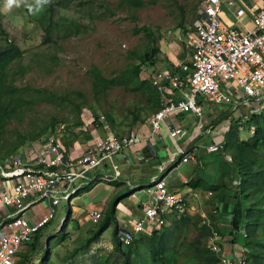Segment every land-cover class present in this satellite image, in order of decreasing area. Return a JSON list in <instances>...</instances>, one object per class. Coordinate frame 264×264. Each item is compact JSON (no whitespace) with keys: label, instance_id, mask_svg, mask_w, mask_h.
Wrapping results in <instances>:
<instances>
[{"label":"rangeland","instance_id":"rangeland-1","mask_svg":"<svg viewBox=\"0 0 264 264\" xmlns=\"http://www.w3.org/2000/svg\"><path fill=\"white\" fill-rule=\"evenodd\" d=\"M56 1L61 3L59 7H54L51 18L54 36L50 38L51 41H46L40 21L46 16L45 13L51 4ZM119 1L121 0H51L42 11L32 14L23 5L6 10L5 0H0V50L7 45H12L17 50L16 56L12 57L0 72V82L7 90L0 97V101L11 102L7 108V115L0 117V164H4L14 154H22L29 145H36L37 142L32 141L40 134L49 119L58 122L55 125V133L58 134L60 143L61 132L69 128V123L76 117V109L72 107V102L90 109L99 118L105 119L110 116L113 124L110 128L112 134H128L132 112H135L137 122L150 116V109L145 103L142 90L138 92L133 90L138 81L130 77L129 67L140 65L141 54L149 48H157L154 57L158 61L163 58L160 54L172 51L173 48L186 52L181 31L190 30L201 0H137L140 2L137 7L120 5L118 8L116 6ZM78 3L82 4L78 6ZM100 6L102 10L106 8L111 14L103 12ZM143 28L150 33L148 39L142 32ZM74 30L78 31L76 35L61 38L63 33H71ZM157 35L161 40L154 44L152 38ZM143 63L139 68L138 80L146 79V73L150 69ZM92 67L103 79L116 80L104 93L95 94L92 89L88 74ZM259 107L264 110V101ZM86 110H81L78 119L83 129L86 125L81 120L87 113ZM203 111L206 113L205 109ZM225 115L234 116L232 113ZM185 121L187 127L184 125ZM174 122L182 132L176 139L179 145L186 142L190 132L197 135L194 140L196 154L205 165L201 172L212 178V184L217 183L220 178L219 171L222 166L226 168V165L222 164L217 155L207 154L205 151L213 133L204 132L206 130L204 126L197 129V124L201 122L192 117L186 120L177 118L172 124ZM217 125L222 127L224 122ZM69 130L74 131L78 128ZM251 130L239 131L237 138L244 140L249 137ZM8 151L10 152L7 153ZM257 155L264 164V149L257 150ZM187 166H179L178 171L185 170ZM178 171L172 173L169 179L177 181ZM225 180L226 178H223L221 182ZM143 181L141 180L140 187L147 186L143 185ZM121 189L122 195L127 192L124 184L121 185ZM142 190L143 188L132 192L136 194L133 198L129 196L122 198L119 195L117 197H120L121 205L126 206L136 198L142 197L140 195ZM72 206H80L79 200H72L67 205L60 201L54 207V218L40 232L37 245L40 250L34 252L31 257H26L23 252L18 253L15 255V261L25 259L21 264H46L47 261H51L52 264H102V262L110 264L118 261L119 258L111 253L108 246L111 231L115 227L113 220L108 229L101 234L98 246L91 245L87 252L67 259L69 251L81 243L82 233L78 232H83L71 228L70 221L59 229L66 207L71 209ZM208 207V211L213 209L209 202ZM109 212L104 224L110 222ZM195 218L192 217L190 222L178 226L177 229L171 224L168 230H164L165 233L171 232L169 240L166 241L168 250L165 257L168 264H200L195 250L203 248L204 240L203 234L194 222ZM102 223L91 225L87 230L89 233L85 231L84 237L91 235ZM214 223L221 237L232 230L227 220H219L216 217ZM85 227L87 228V224ZM46 240L49 251L44 255L41 245ZM236 245H240V242H236ZM134 261V264H150L147 250L142 243L138 245ZM260 264H264V254Z\"/></svg>","mask_w":264,"mask_h":264},{"label":"built area","instance_id":"built-area-1","mask_svg":"<svg viewBox=\"0 0 264 264\" xmlns=\"http://www.w3.org/2000/svg\"><path fill=\"white\" fill-rule=\"evenodd\" d=\"M220 4L221 0H201L197 16L184 36L185 61H175L166 69L158 66L148 72L147 82L158 96V109L146 121L149 136L163 130L166 139L175 142L181 130L165 124V120L176 115L199 119L197 129L202 126L206 129L211 121L225 113H232L231 118L241 121L248 114L262 111L259 105L264 101V0L250 12L248 30H230L221 23ZM226 4L232 6L230 2ZM246 13L249 10L237 8L234 19ZM102 120L101 117L98 122ZM223 122L226 127L227 121ZM218 127L216 124L213 131L217 132ZM57 136L46 135L41 143L29 145L22 156L12 155L0 164V264H14L15 255L54 218V207L60 201L69 204L80 185L93 182L87 176L89 171L136 142L131 133L109 134L94 139L85 153L65 157ZM221 145L222 140L214 141L205 151L216 153ZM195 155L196 147L178 148L171 160L177 159L180 164L190 161L200 168L202 163ZM224 161L231 162L230 157L224 155ZM133 195L136 194L130 193L129 197ZM140 195L134 200L139 209L138 218L126 221V228L117 234L121 246H129L137 234H150L154 229L168 227L171 219L196 217L198 227L206 230L204 245L216 264H247L242 242L231 246L233 253L223 254L222 237L209 219L210 214H217L220 206L207 210L212 197L210 191H194L184 186L170 192L162 179H153ZM30 197L33 200L26 201ZM38 203L45 205L44 214L31 223L25 218V212ZM89 217L92 223L100 219L96 211L89 212ZM238 235L244 239L242 232Z\"/></svg>","mask_w":264,"mask_h":264},{"label":"trees","instance_id":"trees-1","mask_svg":"<svg viewBox=\"0 0 264 264\" xmlns=\"http://www.w3.org/2000/svg\"><path fill=\"white\" fill-rule=\"evenodd\" d=\"M60 1H56L51 4L50 8L46 11V16L40 21L43 34L46 41H51V37L54 36L52 31V22L51 18L53 16L54 7H59ZM82 3H78V6ZM140 2L137 0H121L117 3L116 7L120 5L125 6H139ZM101 10V6L99 7ZM89 10V8H87ZM103 12H109L106 8L102 10ZM182 22V21H181ZM180 22V24H181ZM52 31V32H51ZM80 32V31H79ZM144 36L148 39L150 33L146 28L142 29ZM183 37L188 32L186 30L181 31ZM77 30L73 32H65L61 36L62 39L68 38L71 35H76ZM160 36H155L152 38L153 43L155 44ZM17 50L12 45H7L4 49L0 50V72L3 66L8 63L12 57L16 56ZM157 53V48L146 49L144 53L141 54L139 58L140 65L144 62L147 67L152 68L156 62L154 57ZM143 63V64H144ZM140 65H134L129 67L130 77L137 80V85L133 88L134 91L142 90V93L146 99L149 109L156 111L158 109V96L156 92L151 88L149 83L146 80H138L139 78V68ZM89 78L91 79V86L96 93H104L111 85L114 84L112 79H103L95 68H91L88 72ZM7 91L4 89L0 82V97ZM9 92L10 89H8ZM3 92V93H2ZM72 101H70L71 103ZM11 102L0 101V117L7 115V108ZM72 107L76 109V117L73 119L68 127L70 129L78 128L81 126L79 123V115L82 109H87L90 112L92 117L91 125L94 128H100V123L98 122L99 117L91 112L90 109L80 107L79 104L71 103ZM228 114V113H225ZM222 114L215 120L211 121L209 127H214L216 124L227 121L225 130L222 132V145L221 150L213 153L219 157L223 165H226V168L222 166L221 172L225 173L226 180L222 183H210L204 186V190L210 191L212 197L209 199V203L214 207V204L217 203L220 206L218 215H209L212 226L215 228L216 232L219 234L218 230L215 227L216 217L220 220H227V224L230 225L232 229L226 235L229 237L230 246L235 245L236 242H242L241 247L245 251L243 258L247 264H260L262 260V255L264 254V164L260 162L257 150L264 149V110L259 113L248 114L246 118L241 119V121L234 120L230 115ZM181 116V115H180ZM104 119V118H103ZM136 114L132 112V119H130V124L136 122ZM105 123L108 125V128L113 126L110 116L105 117ZM58 122L55 119H49V122L43 127L40 134L35 137L32 141L41 143L46 135L55 136V125ZM69 128L63 129L60 134V144L65 148H69L71 142L78 138V130L70 131ZM247 129H252L249 137L244 140H239L238 132ZM45 134V136H44ZM22 139V138H20ZM36 144V145H37ZM8 151L7 153H9ZM23 154V153H22ZM22 154H14L20 155ZM224 155L230 157L231 162L224 161ZM177 165V162L175 166ZM172 168V167H171ZM196 181L185 182L190 188L196 187ZM192 218H186L180 216L178 220L172 222V227L176 228L184 223H188ZM70 220V216L63 221L62 225L59 227L63 228L66 222ZM195 224H198V219L195 218ZM105 223V222H104ZM198 226V225H197ZM107 224H102L99 226L96 231H93L91 235L85 237L81 243L78 244L67 254V259L70 260L78 254H83L89 250V247L98 242L101 234L106 230ZM200 232L203 234V240L205 239L206 230L205 228L198 227ZM167 228H159L151 231L150 234L140 233L135 235L132 243L123 247L119 244L117 239V234L119 232L118 227H115L111 234V253L119 258L118 261H113L110 264H134L133 259L136 258L138 252V245L142 243L147 250V259L150 264H168L167 257H165L168 250V245L166 241L169 240L170 233H165L164 230ZM168 230V229H167ZM171 231V230H170ZM41 232V231H40ZM40 232H38L29 244L26 245L27 252H24V255L31 257L34 252L40 250L38 241L40 240ZM239 232L244 234V239L238 235ZM89 233V232H88ZM240 237V238H239ZM48 242V240H47ZM222 247V245H221ZM43 254L47 255L49 251V244L41 245ZM210 251L203 244V248L200 250H195V255L199 260L200 264H216V260L209 253ZM135 255V257H134ZM252 258V260H251ZM28 258H26L27 261ZM24 260H17L14 264H21ZM250 262V263H249ZM253 262V263H252ZM27 263V262H26ZM46 264H52L51 261H47ZM102 264H109L107 262H102Z\"/></svg>","mask_w":264,"mask_h":264},{"label":"crops","instance_id":"crops-1","mask_svg":"<svg viewBox=\"0 0 264 264\" xmlns=\"http://www.w3.org/2000/svg\"><path fill=\"white\" fill-rule=\"evenodd\" d=\"M260 1L261 0H227L226 2H230L232 4V6L230 7L226 4V2H223L221 0V4H220L221 11L218 15V19L220 20L221 23H223L225 26L230 28V30H245V29L248 30L251 28L250 12L254 11L256 8L259 7L258 5ZM241 7L244 8V10L246 11L249 10V13H246L243 17L239 18L238 20H235L234 12L237 10V8H241ZM186 53L187 52L180 51L179 48L177 50L173 48L172 51L165 52V54L164 53L160 54V57H163L162 60L161 61L156 60L155 62L156 66L155 65L152 66V68H150L147 71L146 77L148 76L149 74L148 72L150 70L158 66L164 67L166 69L175 61L177 62L185 61L187 58ZM141 80L147 81V79H141ZM145 103L147 105L146 99H145ZM156 111L153 110V108L150 109V116ZM86 112L87 113L83 115V119L81 120L86 126L84 127V129L82 128V126H78V133H79L78 138H76L73 142H71V144L69 145L70 147L67 149H65L60 144L64 149L65 157H77L85 153L91 147V143L93 142L94 139H101L106 135L112 134L110 128H108L107 125H105L106 124L105 122H99L101 125L100 128H94L93 125H91V121L93 119L92 117L89 118L91 116L90 112L87 110ZM150 116L145 120L143 119L138 122L136 121L133 124H129L130 126H129L128 134L131 133L135 135L136 137L135 144H133L128 149L124 150L121 154L111 156L110 159L105 161L100 167L89 171L87 176L91 177L93 182L90 184L83 183L82 185H80L79 188L76 190L74 196L70 199L69 204L71 203L72 200L73 201L79 200L80 206L78 207L72 206L73 208L71 209L66 207V210L69 212L70 220H72L76 224V228L73 229L83 231V232H78L79 234L82 233L81 242L86 237V236L84 237L85 231H87L91 225H96V224L98 225L100 222L101 223L103 222L102 224H104L108 211H110L109 212L110 222H106L107 224L106 230L108 229L112 220L113 223L115 224V227H118L120 231L126 228V221L129 220L133 221L138 218L139 209L136 206L135 202L132 203L130 202L128 205L123 206L121 205L119 199L120 197L128 198L130 193L135 191H140L141 188L144 189L146 186L140 187V184H142L141 180H144L143 185L147 184L148 186L149 181L153 179H162L165 184V188L170 192L184 186L186 187V189H190L194 191H206L204 190V186L211 183L212 178L208 174L201 172L204 170L205 165L201 162V159L197 154L195 155V159L197 161L199 160L202 163L200 168L195 166L190 161L184 164H180L177 159L171 160L172 156L174 155V153L178 148L181 149L185 148L188 150L191 147H195L194 140L196 139L197 135L193 132L192 133L190 132V134L186 137L185 140L186 142L181 145H179L178 141L176 140L175 142L168 141L164 135L163 130H160L155 135L149 136L146 121L150 118ZM207 116L208 114L206 112L205 117ZM191 117L192 116L190 115H181V116L176 115L175 117H170L167 120H165V124H168L169 126L175 128L178 126L176 122L172 124L173 120L177 118H179V120L181 119L186 120L187 118H191ZM192 118L195 119L194 117ZM184 125L186 126V121ZM101 127H105V130H102ZM212 128L213 127L206 126V130H204V132L208 131L213 133L210 136V142L207 145L213 143L214 141L221 142L220 138L222 137V132L225 130V126L218 127L219 129L215 133V131H213ZM181 134L182 132L179 134V136ZM113 135H119V134H113ZM176 162L177 165L175 166ZM182 165H188V166L185 167L186 168L185 170L179 172L178 171L179 166ZM176 171L179 172L176 177L177 181L173 179H169L170 175ZM219 172H220V178L218 180V183H221V180H223V178H226V176L224 172H221V170ZM154 173H157L159 177H157V175H153ZM209 173H211V171H209ZM193 180L196 181L195 183L197 185L196 187H194V189L184 184L185 182H189ZM122 184H124V186L127 187V192L123 195L121 194ZM118 195L120 197H117ZM30 200L32 201L33 198L30 197L26 201H30ZM214 205H218V204L215 203ZM44 207L45 205H43L42 203H38L32 208H28L24 215L25 218H27L31 223H34L38 218H40L44 214L43 213ZM91 211H96L100 215V219L96 221V223H92L91 218L89 217V212ZM218 216H220V214ZM72 221H70V223ZM171 221L174 222L172 219L169 220L168 227L171 226L172 224ZM86 224H87V228L85 227ZM100 242H101V236L98 242L92 245L98 246ZM46 243L47 240L43 244ZM221 245L223 248V254L228 255L230 251L233 253V248L230 246L229 237L227 235H224L222 237ZM108 246L109 249L111 250V235ZM22 252L23 253L27 252L26 246L23 247V249L19 253Z\"/></svg>","mask_w":264,"mask_h":264},{"label":"clouds","instance_id":"clouds-1","mask_svg":"<svg viewBox=\"0 0 264 264\" xmlns=\"http://www.w3.org/2000/svg\"><path fill=\"white\" fill-rule=\"evenodd\" d=\"M50 3L51 0H5L4 6L6 10H11L13 7L19 8L23 5L30 13L36 14Z\"/></svg>","mask_w":264,"mask_h":264},{"label":"water","instance_id":"water-1","mask_svg":"<svg viewBox=\"0 0 264 264\" xmlns=\"http://www.w3.org/2000/svg\"><path fill=\"white\" fill-rule=\"evenodd\" d=\"M69 216V212L66 210L65 211V214H64V217H63V220L61 221V225H62V223H63V221H65L66 219H67V217ZM60 225V226H61ZM70 226H71V228H76V224H75V222H71L70 223Z\"/></svg>","mask_w":264,"mask_h":264}]
</instances>
